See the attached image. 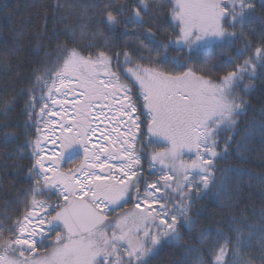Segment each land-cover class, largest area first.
<instances>
[{"label": "snow or ice", "instance_id": "1", "mask_svg": "<svg viewBox=\"0 0 264 264\" xmlns=\"http://www.w3.org/2000/svg\"><path fill=\"white\" fill-rule=\"evenodd\" d=\"M258 6L264 10V0H175L178 32L160 39L146 19L154 2L94 0L87 19L95 31L81 24L80 37L89 39L77 41L75 29H66L70 40L57 44L54 56L38 32L41 66L19 93L26 97L25 134H35L16 149L31 148V183L16 197L23 204L19 215L0 213V264H149L165 245L180 248L185 264H253L246 251L253 241L264 264V208L250 223L239 184L233 192L225 183L242 169L220 167L237 137V151L257 131L264 138V119L241 127L247 106L237 92L249 91L253 85L245 79L264 72ZM256 20L259 31L250 27ZM105 29H119L123 47ZM237 41L243 47L235 56L213 63L214 47ZM201 54L197 70L162 67H184ZM221 68L229 70L210 77ZM134 95L142 98L139 109ZM15 102V95L0 99V114L6 118ZM3 136L6 145L18 139L15 132ZM161 142L167 146L157 150ZM45 143L58 150L46 154ZM247 162L241 155L240 163ZM257 179L264 185V176ZM209 196L229 212L226 221L214 220L210 206L193 212L194 201ZM130 203L131 209L112 215ZM201 216L210 221L204 227Z\"/></svg>", "mask_w": 264, "mask_h": 264}, {"label": "trees", "instance_id": "2", "mask_svg": "<svg viewBox=\"0 0 264 264\" xmlns=\"http://www.w3.org/2000/svg\"><path fill=\"white\" fill-rule=\"evenodd\" d=\"M94 0H0V99H8L16 96V102L13 110L8 113L5 118L0 114V213L7 212L10 216L15 217L23 210V204L17 205L16 197L22 189L30 186V180L27 177V170L33 163L31 156V148H25L17 153L16 149L19 145H23L26 140L34 138V129L27 130L30 134L26 135L24 122L27 117L23 114L26 97L19 95L21 89L31 86L34 80L33 70L41 66L42 53H39L36 45L40 37L37 36L41 32L44 39L43 43L46 50L53 53L57 44L68 43L70 37L66 34V29L74 28L76 31L77 41H87L89 37L85 35L80 37V25H88L87 32H94L95 25H89L87 19L92 15V10L87 5L93 3ZM153 8L149 13L147 21L153 25V30L157 31V36L163 39L164 36L175 38L178 29L170 25V10L172 9V0H161L160 7ZM57 3L65 5L59 10L54 7ZM159 11V12H158ZM257 16H264V10L258 6ZM160 18V25L158 23ZM46 25V31H44ZM251 28L259 31L261 24L256 20L250 25ZM108 36L112 37L117 43L123 47L124 39L120 37V30L109 32L105 29ZM55 34V35H54ZM254 43L255 36L250 37ZM243 42L237 41L232 47L225 46L223 49L214 47L211 51L213 63H220L228 59L230 56L236 55V49L242 48ZM131 48V45H129ZM170 55H176L175 52ZM204 59L203 54L194 56L191 60L184 62V67H175L172 64H166L162 67L165 71L171 73H179L186 71L188 67L197 70ZM228 68L212 70L209 75L215 79L217 75H223ZM197 74H201L199 71ZM245 84H251L253 87L247 91L237 90L238 95L246 101L247 113L241 118V127H244L250 121H255L257 125L264 119V72L259 71L254 79H245ZM134 100L139 104L137 96ZM139 109V105H138ZM146 119V116H142ZM7 124V127L3 125ZM5 132H15L18 139L9 141L6 145L3 134ZM239 141V137H237ZM237 141H233L232 150L228 161L220 162V167H239L242 169L240 174H231L232 178L225 181L226 185L235 190L236 184L242 189L240 194V207L246 209V215L249 217L250 223H257L259 213L264 208V200L261 199L260 193L264 191V185H261L258 177L264 176V138L261 137L259 131L249 137L244 148L237 151ZM164 145L163 142L157 145V150ZM243 155L247 159V163H240V156ZM147 169V164H144ZM219 177L220 173H216ZM47 196L39 197V199H47ZM55 200V196H52ZM219 202L212 196L201 198L198 202L193 203V212L209 207L215 212L214 220L226 221L229 212L220 211ZM132 208V204L126 205L124 208L117 209V215L120 211H127ZM255 212V215H253ZM196 218V217H194ZM200 227L206 226L210 221L205 220L203 216ZM217 225H213L215 227ZM226 227L224 223L219 225ZM186 232L185 229L181 230ZM55 234L45 242L44 248H47ZM185 244L189 243V239L185 237ZM253 260V264H261L260 249L257 241H253V246L246 250ZM186 257L182 250L174 245H165L160 248L159 252L150 257L149 264H185Z\"/></svg>", "mask_w": 264, "mask_h": 264}, {"label": "flooded vegetation", "instance_id": "3", "mask_svg": "<svg viewBox=\"0 0 264 264\" xmlns=\"http://www.w3.org/2000/svg\"><path fill=\"white\" fill-rule=\"evenodd\" d=\"M156 1V4H157V7H160V2H161V0H155ZM257 3H258V0H257ZM174 4H175V0H172V7L174 6ZM159 12V11H158ZM170 18H171V22H170V25L172 26V27H176V25H177V21L175 20V19H173V17H172V11L170 10ZM158 23H159V25H160V18H158ZM231 30V29H230ZM139 104L138 105H140V104H142L143 103V101H142V98L139 100V102H138ZM50 148H52L53 149V146H50ZM75 158H82V154H81V156H79V157H75ZM62 166H63V164H62Z\"/></svg>", "mask_w": 264, "mask_h": 264}, {"label": "rangeland", "instance_id": "4", "mask_svg": "<svg viewBox=\"0 0 264 264\" xmlns=\"http://www.w3.org/2000/svg\"><path fill=\"white\" fill-rule=\"evenodd\" d=\"M53 119H59V118L56 117V118H53ZM59 134H60V132H59V128H58V126H57L54 135H55V136H59ZM50 146H53V145H52L51 143H45V145H44V147H45V152H46V154H48V155H51V153H52L53 151L58 150V148H55V147L53 146V149H52V148H50ZM81 154H82V153H81ZM62 167H63V168H67L68 165H67V164H63Z\"/></svg>", "mask_w": 264, "mask_h": 264}]
</instances>
